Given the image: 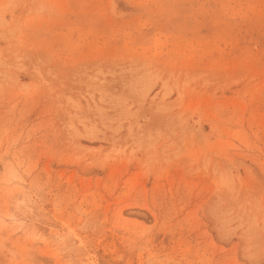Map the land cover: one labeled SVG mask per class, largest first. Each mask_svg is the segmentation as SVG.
<instances>
[{
  "label": "rangeland",
  "instance_id": "1",
  "mask_svg": "<svg viewBox=\"0 0 264 264\" xmlns=\"http://www.w3.org/2000/svg\"><path fill=\"white\" fill-rule=\"evenodd\" d=\"M0 264H264V0H0Z\"/></svg>",
  "mask_w": 264,
  "mask_h": 264
}]
</instances>
